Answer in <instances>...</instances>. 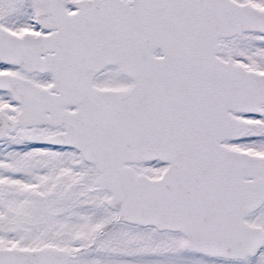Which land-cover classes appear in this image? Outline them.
<instances>
[{
  "label": "snow or ice",
  "instance_id": "1",
  "mask_svg": "<svg viewBox=\"0 0 264 264\" xmlns=\"http://www.w3.org/2000/svg\"><path fill=\"white\" fill-rule=\"evenodd\" d=\"M0 264H264V0H0Z\"/></svg>",
  "mask_w": 264,
  "mask_h": 264
}]
</instances>
